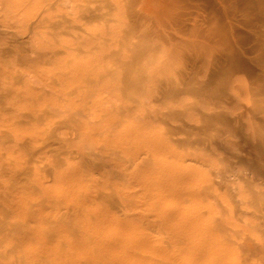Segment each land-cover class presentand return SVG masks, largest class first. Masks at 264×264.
<instances>
[{
  "label": "rangeland",
  "instance_id": "obj_1",
  "mask_svg": "<svg viewBox=\"0 0 264 264\" xmlns=\"http://www.w3.org/2000/svg\"><path fill=\"white\" fill-rule=\"evenodd\" d=\"M248 1L0 0V182L67 209L70 264H264Z\"/></svg>",
  "mask_w": 264,
  "mask_h": 264
},
{
  "label": "bare ground",
  "instance_id": "obj_2",
  "mask_svg": "<svg viewBox=\"0 0 264 264\" xmlns=\"http://www.w3.org/2000/svg\"><path fill=\"white\" fill-rule=\"evenodd\" d=\"M253 2L255 3L256 1ZM258 3L259 5L257 3L255 4L259 6V9L257 8L258 6L254 5L257 12L255 10V12L246 10L248 11V13H246L247 18L245 22H243L246 27V33H243L245 59H242V63H240L247 77V92L251 94L252 97H255V108L248 110L247 113H252L253 111L259 119L257 131L262 138L260 151L262 159H264V0H258ZM221 26H223V24ZM233 34H235V32ZM241 36L240 34V38ZM228 45L230 44H227V46ZM224 48H229V46H225ZM242 58H244V56ZM190 88L195 89L194 86ZM195 91H197V89H195ZM200 93H202V95L204 94L202 91ZM261 172L264 181V164L261 167ZM29 184L30 183H28V185ZM36 193L37 190L24 192L22 189H16L13 185H3V183L0 182V264H70L71 239L69 229L71 220L69 219L68 211L63 207H55L56 204L50 203L44 198L35 200L31 196H26ZM102 198L105 197L102 195ZM108 201L110 202L111 200L108 199ZM59 211L60 213L57 214ZM261 249L264 250V243H262Z\"/></svg>",
  "mask_w": 264,
  "mask_h": 264
}]
</instances>
